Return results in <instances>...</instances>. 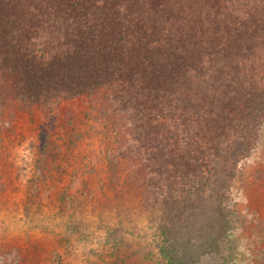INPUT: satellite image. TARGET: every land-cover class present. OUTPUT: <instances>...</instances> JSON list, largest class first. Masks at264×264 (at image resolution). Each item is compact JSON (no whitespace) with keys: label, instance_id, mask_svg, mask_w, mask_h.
<instances>
[{"label":"trees","instance_id":"1","mask_svg":"<svg viewBox=\"0 0 264 264\" xmlns=\"http://www.w3.org/2000/svg\"><path fill=\"white\" fill-rule=\"evenodd\" d=\"M80 98L111 128L108 165L167 263L223 250L231 183L264 122V0H0V117Z\"/></svg>","mask_w":264,"mask_h":264},{"label":"rangeland","instance_id":"2","mask_svg":"<svg viewBox=\"0 0 264 264\" xmlns=\"http://www.w3.org/2000/svg\"><path fill=\"white\" fill-rule=\"evenodd\" d=\"M5 110L0 264H169L124 168L109 167L117 154L114 134L86 98L49 112L20 105ZM225 207L223 250L198 264H264V122L237 166Z\"/></svg>","mask_w":264,"mask_h":264}]
</instances>
